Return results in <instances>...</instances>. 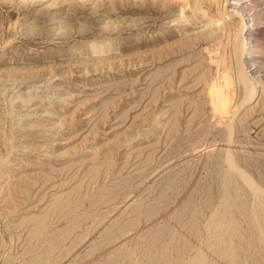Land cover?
I'll list each match as a JSON object with an SVG mask.
<instances>
[{
    "label": "rangeland",
    "instance_id": "obj_1",
    "mask_svg": "<svg viewBox=\"0 0 264 264\" xmlns=\"http://www.w3.org/2000/svg\"><path fill=\"white\" fill-rule=\"evenodd\" d=\"M64 1L0 0V264H264L225 159L264 187V0H245L261 92L233 120L211 114L195 6Z\"/></svg>",
    "mask_w": 264,
    "mask_h": 264
},
{
    "label": "bare ground",
    "instance_id": "obj_2",
    "mask_svg": "<svg viewBox=\"0 0 264 264\" xmlns=\"http://www.w3.org/2000/svg\"><path fill=\"white\" fill-rule=\"evenodd\" d=\"M30 1L32 2L33 0ZM182 1H184L182 7L183 10L186 11V9L195 6L196 10L198 9V11L202 12L203 14L202 16H205L213 20L214 23H216L214 27H212L209 31L203 34L205 35L206 38L212 37L216 41L215 44L213 45V48L209 49L211 64L212 65L216 64L217 72H215L216 75L211 78V82L208 84V90H207L208 103L210 104V108L212 112L211 114L214 115L213 117L219 119L230 117V120H233L234 118L233 119L231 118L235 116L232 115L234 114L236 115V112L240 109V107L245 106V104L251 101L253 102L254 99H257L261 92V91L259 92V88L261 87V85L258 84L260 80L258 81L257 77L254 76L253 74H252L253 76L249 74L250 68L252 67L254 68V66L258 65L257 58L259 57V53H260L259 51L260 47L257 45L256 38L254 37L255 35L253 34V25L255 24L256 21L253 22L252 19L253 17L250 15L251 10H249L248 6L245 5V0H193L195 2L194 5L192 4V0H182ZM204 2H208L209 5L208 9L203 8L202 4ZM109 48L111 47H108V49ZM237 87H240L242 91L241 101L239 102V105H236V107L232 109L233 108L232 102L236 98L235 96H236ZM227 127L230 134L228 142L232 143L233 139L231 140V136L233 135L232 131L234 129L233 123L232 122H230V124L228 123ZM231 151L232 149L227 151V154H225L226 156L225 159L229 163L230 169L231 170L233 169L236 173L238 172L239 177H241L243 179L242 181H244L247 184V186L250 187V189L253 191V194L255 195L256 201L258 200L259 204H261V207H263L264 210V187L261 186L253 178L252 175L240 169ZM224 206H225V202H224ZM250 211L252 212V210ZM255 217L256 216H254V218ZM259 230H261L260 227ZM261 235L263 236V234Z\"/></svg>",
    "mask_w": 264,
    "mask_h": 264
}]
</instances>
